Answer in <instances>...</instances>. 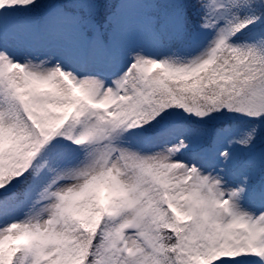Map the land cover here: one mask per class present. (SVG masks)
Here are the masks:
<instances>
[{"label": "snow or ice", "instance_id": "obj_1", "mask_svg": "<svg viewBox=\"0 0 264 264\" xmlns=\"http://www.w3.org/2000/svg\"><path fill=\"white\" fill-rule=\"evenodd\" d=\"M0 264H264V0H0Z\"/></svg>", "mask_w": 264, "mask_h": 264}]
</instances>
